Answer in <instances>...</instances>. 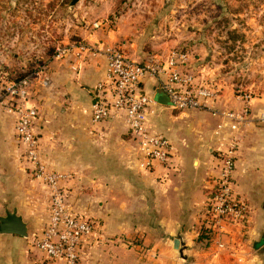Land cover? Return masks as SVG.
Returning <instances> with one entry per match:
<instances>
[{"label": "crops", "instance_id": "1", "mask_svg": "<svg viewBox=\"0 0 264 264\" xmlns=\"http://www.w3.org/2000/svg\"><path fill=\"white\" fill-rule=\"evenodd\" d=\"M80 45L67 46L69 50L64 56L56 57L48 69L44 68L46 84L37 82L31 93L36 98L30 99L40 112L41 159L45 164L58 161L55 141L43 131L47 129L46 114L59 108L78 117V121L70 124L78 130L79 146L87 145L93 150L89 161L118 162L122 167L121 175L115 174L112 165L105 170L90 167L89 173L80 172L72 181L62 183L67 204L74 213L105 220L106 240L101 246L85 248L80 263L264 264V89L251 97V121L243 131L235 172L239 190L251 207L250 219L244 227L227 226L225 233L214 235L205 243L199 236L219 173L217 146L221 138L215 131L220 119L209 110L178 111L164 104L154 122L176 147V167L169 171L168 177L160 164L152 171L141 169L136 142L124 119L91 122V105L103 96L98 84L106 78L107 58L101 49L106 44H83L85 48ZM49 84L52 90L46 91ZM144 88L156 98L166 94L157 87L154 78L146 80ZM62 105L66 107L60 108ZM242 105L228 89L223 90L216 103L220 109H239ZM7 113L9 117L5 118L10 127L3 129L0 123V170L10 160L8 155H13L7 138L16 136L20 144L15 115ZM105 140L107 151L99 154L98 145ZM20 148L23 149L21 144ZM21 155L24 160L23 150ZM7 210H17L24 218L29 237L0 233V264H62L49 260L31 243L41 235L49 218V207L42 221L35 212L34 216H25L19 206L0 204V216H5ZM177 238L181 240L179 249L174 247ZM217 242L224 243L225 248L218 249Z\"/></svg>", "mask_w": 264, "mask_h": 264}, {"label": "rangeland", "instance_id": "2", "mask_svg": "<svg viewBox=\"0 0 264 264\" xmlns=\"http://www.w3.org/2000/svg\"><path fill=\"white\" fill-rule=\"evenodd\" d=\"M72 1L0 0V76L16 79L48 69L58 48L105 43L121 45L139 61L184 49L201 84L252 97L264 89V0H78L73 5ZM49 88L50 84L46 91ZM5 115L0 98L3 129L11 125ZM46 115L43 133L51 135L58 151V161L47 162L49 169L67 174L71 181L95 166L105 170L112 165L121 175L118 162L88 160L93 150L79 146L78 130L70 124L78 117L59 108ZM41 125L36 129L39 136ZM7 140L13 155L0 170V204L19 206L25 216L35 212L42 221L48 213L49 189L30 173L16 136ZM107 141L98 145L99 154L107 151L103 145ZM100 222L104 224V218Z\"/></svg>", "mask_w": 264, "mask_h": 264}, {"label": "built area", "instance_id": "3", "mask_svg": "<svg viewBox=\"0 0 264 264\" xmlns=\"http://www.w3.org/2000/svg\"><path fill=\"white\" fill-rule=\"evenodd\" d=\"M81 46L85 48L83 44ZM88 49L94 51L91 47ZM101 49L107 58V71L105 80L98 84V91H102L103 96L91 105L93 121L124 119L131 138L136 142L139 167L152 171L157 164L163 165L167 171L165 177H168L169 171L176 167V147L165 133L156 128L154 121L165 105L145 90L146 80L156 79L157 87L168 95L172 110L211 111L220 119L215 131L221 138L217 146L219 173L204 212L201 230L206 228L213 238L225 233L229 225L244 227L250 219L251 207L239 190L235 172L243 131L251 121L252 96L235 94L243 103L239 109L216 107L223 91L220 87L198 81L191 70L190 53L184 49H172L142 61L132 59L121 45L106 44ZM68 50L58 48L57 56ZM46 81L44 69L19 79L0 76V98L6 110L16 117L15 131L27 168L49 189V218L41 235L34 237L31 243L51 261L81 264L83 250L101 244L107 235L104 224L98 219L74 213L69 208L62 184L67 174L49 169L41 159V140L36 131L40 112L30 103V97L34 85L37 82L44 85ZM216 246L225 248L222 242H217Z\"/></svg>", "mask_w": 264, "mask_h": 264}, {"label": "water", "instance_id": "4", "mask_svg": "<svg viewBox=\"0 0 264 264\" xmlns=\"http://www.w3.org/2000/svg\"><path fill=\"white\" fill-rule=\"evenodd\" d=\"M78 0H73L72 5ZM157 99L162 104H169V97L167 94L158 95ZM0 233L14 234L28 238V225L24 218L17 213V210H7L5 216H0ZM181 240L179 238L174 240V247L179 249Z\"/></svg>", "mask_w": 264, "mask_h": 264}, {"label": "trees", "instance_id": "5", "mask_svg": "<svg viewBox=\"0 0 264 264\" xmlns=\"http://www.w3.org/2000/svg\"><path fill=\"white\" fill-rule=\"evenodd\" d=\"M25 76V75H24ZM22 77V76H21ZM21 77H18L16 79H19ZM210 238H211V235L210 233L208 232V230L206 228H202L201 230V233H200V236H199V240L205 242V243H208L210 241Z\"/></svg>", "mask_w": 264, "mask_h": 264}]
</instances>
